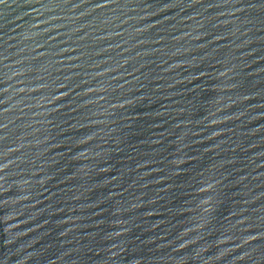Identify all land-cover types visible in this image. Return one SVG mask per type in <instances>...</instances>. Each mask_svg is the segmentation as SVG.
Returning <instances> with one entry per match:
<instances>
[{
    "label": "water",
    "instance_id": "water-1",
    "mask_svg": "<svg viewBox=\"0 0 264 264\" xmlns=\"http://www.w3.org/2000/svg\"><path fill=\"white\" fill-rule=\"evenodd\" d=\"M0 264H264V0H0Z\"/></svg>",
    "mask_w": 264,
    "mask_h": 264
}]
</instances>
